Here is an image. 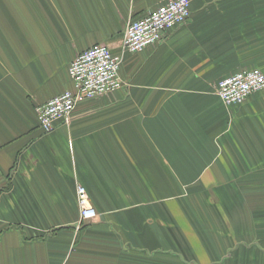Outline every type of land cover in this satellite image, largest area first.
Returning <instances> with one entry per match:
<instances>
[{
  "label": "crops",
  "instance_id": "1",
  "mask_svg": "<svg viewBox=\"0 0 264 264\" xmlns=\"http://www.w3.org/2000/svg\"><path fill=\"white\" fill-rule=\"evenodd\" d=\"M167 0H0V264H264V91L217 82L264 68V0H189L190 19L125 55L124 87L40 130L73 59L116 46ZM98 219L76 229V189Z\"/></svg>",
  "mask_w": 264,
  "mask_h": 264
},
{
  "label": "built area",
  "instance_id": "2",
  "mask_svg": "<svg viewBox=\"0 0 264 264\" xmlns=\"http://www.w3.org/2000/svg\"><path fill=\"white\" fill-rule=\"evenodd\" d=\"M189 0H167L150 10L145 16L131 20L116 46L94 45L80 52L68 68L72 89L37 105V123L43 134L53 133L59 125H68L76 107L86 101L121 90L124 87L119 71L125 55L141 53L161 44L175 29L190 19ZM264 91V73L243 70L221 78L215 95L225 107H237L253 94ZM78 221L76 229L98 219L86 190L76 189Z\"/></svg>",
  "mask_w": 264,
  "mask_h": 264
},
{
  "label": "rangeland",
  "instance_id": "3",
  "mask_svg": "<svg viewBox=\"0 0 264 264\" xmlns=\"http://www.w3.org/2000/svg\"><path fill=\"white\" fill-rule=\"evenodd\" d=\"M256 69H258V70H260L262 73H264V68H249V69H245V70H256Z\"/></svg>",
  "mask_w": 264,
  "mask_h": 264
}]
</instances>
